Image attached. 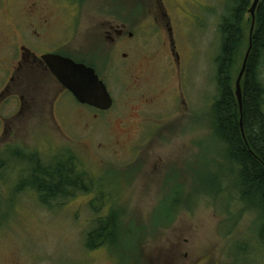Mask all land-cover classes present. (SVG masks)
Masks as SVG:
<instances>
[{
    "label": "rangeland",
    "instance_id": "374dc122",
    "mask_svg": "<svg viewBox=\"0 0 264 264\" xmlns=\"http://www.w3.org/2000/svg\"><path fill=\"white\" fill-rule=\"evenodd\" d=\"M34 1L47 5L63 50L76 59L105 53L100 35L108 22L128 25L134 50L125 67L118 48L111 50L116 64L105 79L115 104L107 114L83 115L67 93L52 104L59 87L50 79L44 98V81L36 87L37 80L28 111L0 133L8 166L0 173V264H264L260 210L241 198L210 116L226 0L12 2L23 14ZM3 3L0 48L8 34L1 11L9 0ZM253 23L249 12L234 81ZM33 156L73 162L93 192L52 209L40 205L33 190H17L29 181ZM111 207L123 229L140 238L137 252L86 249L88 232Z\"/></svg>",
    "mask_w": 264,
    "mask_h": 264
},
{
    "label": "trees",
    "instance_id": "16d2710c",
    "mask_svg": "<svg viewBox=\"0 0 264 264\" xmlns=\"http://www.w3.org/2000/svg\"><path fill=\"white\" fill-rule=\"evenodd\" d=\"M82 2L83 0H67ZM255 0H226L224 15L219 24L220 46L215 58V80L217 94L211 107L210 116L214 125L215 139L225 150L227 163L233 177L238 181L243 200L260 210L264 236V0H260L256 11L255 29L249 41L252 44L247 67L241 81L242 104L237 97L236 80L233 69L245 40L246 16ZM22 157L25 158L24 154ZM25 173L29 181L17 185L19 192L33 190L38 195L40 205L54 208L71 200L76 195L91 194L93 185L74 163L66 159L55 161L28 158ZM7 161L0 158V173L7 169ZM1 175V174H0ZM26 180V181H25ZM103 196V195H102ZM102 202L104 199L97 198ZM178 200L172 205L177 209ZM94 207V205L92 204ZM112 208V207H111ZM110 208L105 217H98L96 227L90 230L85 239V247L94 251L110 247L130 253L140 241L132 238L134 233L123 229L119 210ZM174 209V210H175ZM100 211V208L97 210ZM121 212V211H120ZM167 218V217H166ZM129 255V254H128Z\"/></svg>",
    "mask_w": 264,
    "mask_h": 264
},
{
    "label": "flooded vegetation",
    "instance_id": "af4514ba",
    "mask_svg": "<svg viewBox=\"0 0 264 264\" xmlns=\"http://www.w3.org/2000/svg\"><path fill=\"white\" fill-rule=\"evenodd\" d=\"M9 0L8 7L1 11V16L6 19L8 34L2 39L0 48V123L3 122L2 134L12 131V125L16 117L25 114L33 103L34 81L39 83L44 81V98L48 96V82L51 79L58 87L59 91L54 97L52 104H56L63 93L69 94L78 103V110L83 115H92L97 118L99 115L107 114L113 108L115 101L109 91V86L105 79V73L116 64V57L111 55L112 48H118L117 54L121 56L123 66L129 65L134 50L132 41L135 33L129 30L127 24L116 25L107 23V28L100 35V44L105 49L95 51L94 55H88L92 61L86 59H76L63 50L65 43L62 42L55 29V24L50 19L46 4L39 1L30 3L25 9V13L18 11V8ZM55 1V0H54ZM57 1V0H56ZM3 0H0V10H2ZM11 20V21H10ZM10 21V22H8ZM99 44V45H100ZM110 48L108 50L106 47ZM125 49V52H121ZM126 49L129 52H126ZM173 50H170L171 55ZM59 55L70 58L77 63L93 68L100 80L106 85L113 98V106L110 110L103 111L95 107L81 104L76 98L65 89L53 76L44 59L46 55ZM153 102V101H152ZM9 124V129L7 125ZM1 128V124H0Z\"/></svg>",
    "mask_w": 264,
    "mask_h": 264
},
{
    "label": "water",
    "instance_id": "95a60500",
    "mask_svg": "<svg viewBox=\"0 0 264 264\" xmlns=\"http://www.w3.org/2000/svg\"><path fill=\"white\" fill-rule=\"evenodd\" d=\"M260 0H255L250 13L255 24V11ZM253 31V30H252ZM251 42V40H250ZM250 43L248 52L243 62L239 77L236 81L237 97L240 105L242 104L241 81L244 77L248 56L251 51ZM46 60L51 73L57 81L67 89L78 102L86 104L97 109L107 111L113 106V98L109 93L106 85L100 80L93 68L84 64H79L74 60L59 55H46Z\"/></svg>",
    "mask_w": 264,
    "mask_h": 264
}]
</instances>
